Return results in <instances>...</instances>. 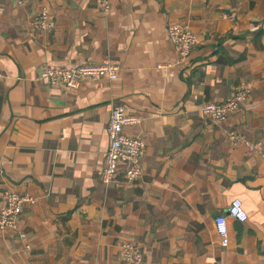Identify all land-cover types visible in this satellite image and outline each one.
<instances>
[{
    "label": "crops",
    "instance_id": "crops-1",
    "mask_svg": "<svg viewBox=\"0 0 264 264\" xmlns=\"http://www.w3.org/2000/svg\"><path fill=\"white\" fill-rule=\"evenodd\" d=\"M108 1L103 13L97 0H0V207L6 191L35 200L0 230V264H122L125 242L142 264H264V0ZM173 25L196 37L182 67ZM102 61L115 80L40 79ZM245 83L226 119L202 113ZM113 104L145 147L140 175L120 164L106 186ZM234 199L247 220L227 219L223 247L214 218Z\"/></svg>",
    "mask_w": 264,
    "mask_h": 264
},
{
    "label": "built area",
    "instance_id": "built-area-1",
    "mask_svg": "<svg viewBox=\"0 0 264 264\" xmlns=\"http://www.w3.org/2000/svg\"><path fill=\"white\" fill-rule=\"evenodd\" d=\"M103 13L109 10L108 0H97ZM48 16L41 13L36 17L34 24L42 30L49 28ZM167 40L172 43L177 56L175 64L182 67L190 57L191 50L196 44L195 35L186 27L169 26L166 31ZM119 67L109 61H102L97 64H83L71 68H44L40 73V79L50 87H61L64 89H78L82 81L86 79H108L113 81L117 78ZM3 75L0 71V80ZM250 93L248 83L240 86L235 94L220 104L207 103L202 107V113L214 120L222 121L231 113L245 103ZM125 107L121 104L111 105L108 114V135L109 147L105 153L104 167L101 173V182L109 186L117 185L115 176L120 164H124V177L132 181L140 175L139 161L143 154L145 141L139 137L125 133V128L135 124V119L128 116ZM236 139V138H235ZM251 150L252 147L249 146ZM35 200L28 195H19L15 192L6 191L3 194V202L0 207V230L15 229L18 224L19 214L24 205H32ZM231 218L239 223L247 220L239 199H234L226 208L225 212L214 218V228L220 239L221 246L226 247L228 241L227 219ZM23 238V235H19ZM122 248V264H142L143 256L141 250L135 244L125 242ZM28 249V247H27Z\"/></svg>",
    "mask_w": 264,
    "mask_h": 264
}]
</instances>
